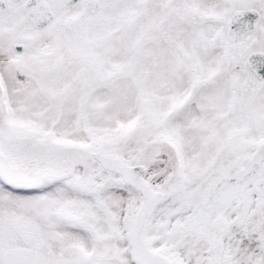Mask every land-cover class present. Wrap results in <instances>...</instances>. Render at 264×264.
<instances>
[{
  "label": "snow or ice",
  "instance_id": "snow-or-ice-1",
  "mask_svg": "<svg viewBox=\"0 0 264 264\" xmlns=\"http://www.w3.org/2000/svg\"><path fill=\"white\" fill-rule=\"evenodd\" d=\"M0 264H264V0H0Z\"/></svg>",
  "mask_w": 264,
  "mask_h": 264
}]
</instances>
